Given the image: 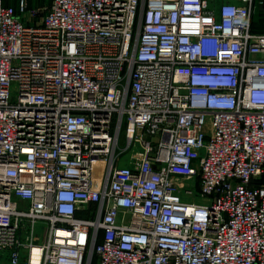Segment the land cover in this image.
Returning <instances> with one entry per match:
<instances>
[{
	"label": "built area",
	"instance_id": "2783aa9c",
	"mask_svg": "<svg viewBox=\"0 0 264 264\" xmlns=\"http://www.w3.org/2000/svg\"><path fill=\"white\" fill-rule=\"evenodd\" d=\"M12 2L0 264H264V2Z\"/></svg>",
	"mask_w": 264,
	"mask_h": 264
},
{
	"label": "rangeland",
	"instance_id": "374dc122",
	"mask_svg": "<svg viewBox=\"0 0 264 264\" xmlns=\"http://www.w3.org/2000/svg\"><path fill=\"white\" fill-rule=\"evenodd\" d=\"M4 1V4H11V3H14L16 5V2H12V0H3ZM259 1H263L264 0H258L257 2L259 3ZM51 2V0H29V4H30V8L31 9H38L41 11V14H39V16H43V11L45 12V9L46 7H48L49 3ZM259 13L257 15V17H253L254 18V26H255V29H257V31H260V32H264V3L263 5L259 6ZM255 16V14H254ZM121 146H125V134L122 135L121 137ZM189 185L190 186H195L196 189H195V194L192 195V196H186L184 195V199L185 200H190V198L194 201H197V202H208L207 200H204V198H202L199 194H198V191H199V180H191L188 181Z\"/></svg>",
	"mask_w": 264,
	"mask_h": 264
},
{
	"label": "trees",
	"instance_id": "16d2710c",
	"mask_svg": "<svg viewBox=\"0 0 264 264\" xmlns=\"http://www.w3.org/2000/svg\"><path fill=\"white\" fill-rule=\"evenodd\" d=\"M257 1H258V0H257ZM258 13H259V10H258V12L255 14V16H254V17H257ZM253 19H254V18H253Z\"/></svg>",
	"mask_w": 264,
	"mask_h": 264
},
{
	"label": "crops",
	"instance_id": "0c3cea01",
	"mask_svg": "<svg viewBox=\"0 0 264 264\" xmlns=\"http://www.w3.org/2000/svg\"><path fill=\"white\" fill-rule=\"evenodd\" d=\"M257 30V29H256Z\"/></svg>",
	"mask_w": 264,
	"mask_h": 264
}]
</instances>
